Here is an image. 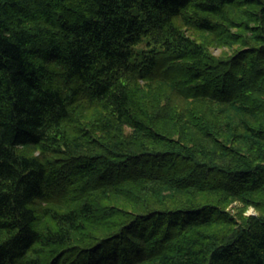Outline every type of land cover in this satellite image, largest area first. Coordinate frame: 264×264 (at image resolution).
<instances>
[{"label": "trees", "instance_id": "obj_1", "mask_svg": "<svg viewBox=\"0 0 264 264\" xmlns=\"http://www.w3.org/2000/svg\"><path fill=\"white\" fill-rule=\"evenodd\" d=\"M0 264H264V0H0Z\"/></svg>", "mask_w": 264, "mask_h": 264}, {"label": "rangeland", "instance_id": "obj_2", "mask_svg": "<svg viewBox=\"0 0 264 264\" xmlns=\"http://www.w3.org/2000/svg\"><path fill=\"white\" fill-rule=\"evenodd\" d=\"M145 45V44H144ZM209 51L211 52V53H214V54H216V55H219V54H221L222 52H224V51H228L229 52V50L225 47V46H223V45H221V46H218V47H212V48H210L209 49ZM246 214H253L254 213V210H253V208H248L247 210H246V212H245Z\"/></svg>", "mask_w": 264, "mask_h": 264}]
</instances>
